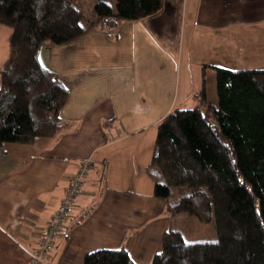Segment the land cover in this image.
Masks as SVG:
<instances>
[{"label":"crops","instance_id":"1","mask_svg":"<svg viewBox=\"0 0 264 264\" xmlns=\"http://www.w3.org/2000/svg\"><path fill=\"white\" fill-rule=\"evenodd\" d=\"M262 25L264 0H163L152 17L110 21L73 43L42 47V65L69 91L66 125L55 138L0 148V264L33 263L86 160L92 170L48 264H84L90 253L122 247L135 264H153L175 225L148 174L158 126L175 110L203 105L204 76L207 102L218 107L209 78L231 67L228 56L247 53L243 27Z\"/></svg>","mask_w":264,"mask_h":264},{"label":"trees","instance_id":"2","mask_svg":"<svg viewBox=\"0 0 264 264\" xmlns=\"http://www.w3.org/2000/svg\"><path fill=\"white\" fill-rule=\"evenodd\" d=\"M163 0H101L85 21L70 0H0V26L10 29L1 70L0 148L55 138L69 91L40 61L44 46L75 42L110 21L158 14ZM218 107L175 110L158 126L148 174L154 197L173 222L186 215L215 228L217 241L188 242L175 225L153 264H264V70L215 68ZM84 264H135L129 252L100 250Z\"/></svg>","mask_w":264,"mask_h":264},{"label":"rangeland","instance_id":"3","mask_svg":"<svg viewBox=\"0 0 264 264\" xmlns=\"http://www.w3.org/2000/svg\"><path fill=\"white\" fill-rule=\"evenodd\" d=\"M77 8L83 13L85 21H91L94 15V6L101 0H70ZM114 1V0H105ZM0 28V52L4 55L6 46V39L8 34L7 27L1 26ZM244 26L242 29V40L249 47L247 53L242 57L231 58L228 56L227 62L231 64L230 70H264V25L257 27ZM10 30V29H9ZM11 32V31H10ZM251 47V49H250ZM223 61V59H222ZM240 67V68H239ZM213 82L216 86V73L213 78H209V84ZM176 229H180L186 236L188 242L198 241H217L216 231L212 225H205L195 219H187L186 215L177 217L175 220Z\"/></svg>","mask_w":264,"mask_h":264},{"label":"built area","instance_id":"4","mask_svg":"<svg viewBox=\"0 0 264 264\" xmlns=\"http://www.w3.org/2000/svg\"><path fill=\"white\" fill-rule=\"evenodd\" d=\"M92 166L91 160L84 161L79 171L71 178L64 199L51 217L45 233L38 241L37 249L32 255V264H48V253L54 248L56 240L67 230L65 222L75 205L76 199L82 192L84 182L92 170Z\"/></svg>","mask_w":264,"mask_h":264}]
</instances>
